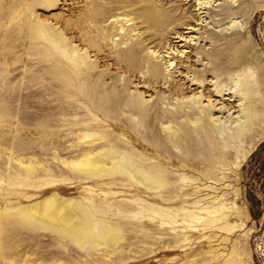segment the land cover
Segmentation results:
<instances>
[{
  "label": "rangeland",
  "instance_id": "rangeland-1",
  "mask_svg": "<svg viewBox=\"0 0 264 264\" xmlns=\"http://www.w3.org/2000/svg\"><path fill=\"white\" fill-rule=\"evenodd\" d=\"M158 1L176 15L192 13L190 27L178 25L184 37L170 36L179 53L164 49L154 55L163 67L169 66L167 72L180 70L175 61L167 63L177 54L182 64L198 60L195 69H204L208 60L200 52L212 51L213 39L221 43L228 36L250 42L252 55L245 69L257 76L263 66L264 79V0ZM83 8V0H0V213L59 192L102 206L121 219L117 238L81 245L55 230L23 223L14 213L4 214L0 264H264V113L258 130L231 144L229 159L206 160L198 153L188 167L173 172L178 193L166 200H132L108 179L98 189L82 179L84 174L57 165L56 139L67 157L81 133L79 124L91 118L82 99L83 82L50 39H61L67 49L81 45ZM37 27L43 34L35 33ZM190 41L196 44L194 51ZM238 74L220 88L233 93ZM261 96L264 100V91ZM223 120L235 126L233 119ZM68 180L78 186L71 189Z\"/></svg>",
  "mask_w": 264,
  "mask_h": 264
},
{
  "label": "bare ground",
  "instance_id": "bare-ground-1",
  "mask_svg": "<svg viewBox=\"0 0 264 264\" xmlns=\"http://www.w3.org/2000/svg\"><path fill=\"white\" fill-rule=\"evenodd\" d=\"M83 2L82 44H71L67 49L61 39H50L65 53L75 77L83 82L82 99L91 118L79 124L81 133L67 157H62L56 139L54 156L58 166L84 174L82 179L93 182L98 189L108 179L121 196L132 200H166L178 193L173 172L188 167L196 154L202 153L200 156L206 160L218 156L225 161L232 155L231 144L236 138L244 140L258 130L264 113L263 66L257 68V76L245 69L252 55L250 42L228 36L221 43L213 39L214 49L200 52L203 61L208 60L204 69H195L198 60L182 64L177 54L167 63L175 61V68L180 70L167 72L169 66L163 67L154 55L164 49L165 53H179L170 36H183L178 30L180 24L191 26L189 10L176 15L158 0ZM35 33L43 34V28L37 27ZM117 36L120 38L115 45L111 44ZM194 46L190 41L188 47L194 51ZM239 72L233 81V93L229 88H220L222 82ZM236 100L241 104L237 105ZM237 111L239 116L232 118ZM223 118L233 119L235 126H228ZM69 184L71 189L78 186ZM60 191L66 194L68 188ZM9 213L23 223L55 230L81 245L107 244L117 238L121 225V219L108 215L102 206L59 192L29 205L8 207L0 217Z\"/></svg>",
  "mask_w": 264,
  "mask_h": 264
}]
</instances>
